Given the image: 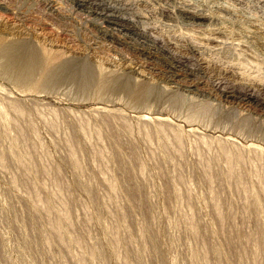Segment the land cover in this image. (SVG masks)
<instances>
[{"label":"rangeland","instance_id":"obj_1","mask_svg":"<svg viewBox=\"0 0 264 264\" xmlns=\"http://www.w3.org/2000/svg\"><path fill=\"white\" fill-rule=\"evenodd\" d=\"M86 1L0 0V264H264V0Z\"/></svg>","mask_w":264,"mask_h":264},{"label":"bare ground","instance_id":"obj_2","mask_svg":"<svg viewBox=\"0 0 264 264\" xmlns=\"http://www.w3.org/2000/svg\"><path fill=\"white\" fill-rule=\"evenodd\" d=\"M83 1H85V0H83ZM128 1V0H127ZM126 0H87L86 2H88L89 4H90V6L93 8V12H94V10L96 11V12H99L100 14H102V17L103 16H105V17H107V18H109V19H117L116 17H118V16H122L123 14H124V16H129V17H131V18H138V17H140V16H138L134 11H135V9H134V11H132V6H129L130 4H128V2H127ZM130 1V0H129ZM84 3V2H83ZM84 6V5H83ZM188 9V8H187ZM3 11V10H2ZM78 11V10H77ZM201 11V10H200ZM39 12V11H38ZM95 12V13H96ZM98 13V14H99ZM142 15V14H141ZM185 16H186V18L187 19H189V20H192V22L193 21H202L203 23L204 22H207V17L205 16V15H203V14H201V13H192V12H186L185 14H184ZM123 17V16H122ZM129 17H128V19H129ZM6 18V17H5ZM121 18V17H120ZM48 19V18H47ZM91 20V19H90ZM112 22V21H111ZM209 22V21H208ZM187 23V22H186ZM197 23V22H196ZM210 23V22H209ZM6 26V25H5ZM62 28V27H61ZM192 28V27H191ZM26 29V28H25ZM115 30V29H114ZM113 30V31H114ZM86 33V32H85ZM118 33V32H117ZM119 35V34H118ZM92 36V35H91ZM206 36H208V35H206ZM211 37V36H210ZM81 38V37H80ZM1 39V38H0ZM123 39V38H122ZM216 39V38H215ZM214 39V40H215ZM1 42V41H0ZM5 42V41H4ZM111 42V41H110ZM120 42V41H119ZM153 43V42H152ZM2 44V42L0 43V45ZM4 44V43H3ZM116 44V43H115ZM119 44H121V43H119ZM142 44V43H141ZM2 46V45H1ZM35 49V48H34ZM120 49V48H119ZM123 49V48H122ZM141 49V48H140ZM167 49V48H166ZM11 50V49H10ZM138 51H140V50H138ZM1 52V51H0ZM28 52V51H27ZM59 52V51H58ZM62 52V51H61ZM142 52V51H141ZM188 52V51H187ZM3 53V52H2ZM8 53H9V51H8ZM145 53V52H144ZM31 54V53H30ZM192 54V53H191ZM47 55V54H46ZM139 55V54H138ZM146 55V54H145ZM188 56V55H187ZM44 57V56H43ZM141 57V56H140ZM6 58V57H5ZM9 58V57H8ZM20 58V57H19ZM56 57L55 56H47L46 57V63H45V65H44V67H45V70L44 71H46L47 72V70L51 67V64L55 61L56 62V59H55ZM60 58V57H59ZM55 59V60H54ZM142 60V59H141ZM28 61V60H27ZM202 61V60H201ZM133 62V61H132ZM145 62V61H144ZM147 62V61H146ZM189 62V61H188ZM183 63V62H182ZM262 63V62H261ZM16 64V63H15ZM98 64V63H97ZM229 64V63H228ZM198 66V65H197ZM255 66H257V65H255ZM240 67V66H239ZM31 68V67H30ZM197 68V67H196ZM250 68H251V66H250ZM65 69V68H64ZM40 70V69H39ZM61 70V69H60ZM41 71V70H40ZM232 71V70H231ZM231 71L229 72V73H231ZM54 72V71H53ZM43 73V72H42ZM41 73V74H42ZM228 73V74H229ZM254 73V72H253ZM37 74V73H36ZM49 74H50V72H49ZM139 74V73H138ZM179 74V73H178ZM176 72H172V75L173 76H177L178 75ZM216 74V73H215ZM232 74V73H231ZM43 75V74H42ZM41 75V76H42ZM44 75H45V73H44ZM43 75V76H44ZM185 75V74H184ZM233 75V74H232ZM253 75V74H252ZM195 76V75H194ZM194 76H192V77H194ZM45 77V76H44ZM198 77V76H197ZM43 78V77H42ZM41 78V79H42ZM176 78V77H175ZM192 79V78H191ZM203 79V78H202ZM176 81V80H175ZM192 81V80H191ZM218 81V80H217ZM222 81V80H221ZM221 81H220V85H221ZM193 82H195L194 80L191 82V83H193ZM135 83V82H134ZM186 83V82H185ZM188 83V82H187ZM194 84V83H193ZM197 84V83H196ZM217 84V83H216ZM260 84V83H259ZM199 85V84H198ZM247 85H248V83H247ZM249 85H250V83H249ZM255 85V84H254ZM253 85V86H254ZM192 86V85H191ZM253 86H251V87H249V86H244V90H242V91H238L237 92V90L235 91V90H233L231 87H223L222 86V88L220 89L221 91V97H222V100L224 101V102H226V103H229V104H234V105H236V106H240V107H250V108H252V109H254L255 110V112L258 114V116L259 117H262L263 119H264V99H262V100H258L257 99V96L259 95V94H257L256 93V91H258V89H256L255 87V89L253 88ZM260 86H262V85H260ZM260 86L259 85H257V87H259L260 88ZM196 87H198V86H196ZM195 87V88H196ZM263 87V86H262ZM189 88V87H188ZM191 88V87H190ZM193 88H194V86H193ZM201 88V87H200ZM241 88V87H240ZM213 89V88H212ZM261 90H262V88H260ZM259 89V90H260ZM195 90V89H194ZM205 90V89H204ZM253 90H254V92H253ZM259 92V91H258ZM263 96V95H262ZM257 99V100H256ZM226 108V107H225ZM253 110V111H254ZM251 111V110H250ZM146 118V117H145ZM161 118H158V120H160ZM163 119V118H162ZM162 119H161V121H162ZM262 120V119H261ZM159 122V121H158ZM161 124H163V123H161ZM264 124V123H263ZM206 127V126H205ZM216 127V126H215ZM221 127V126H220ZM219 128V127H218ZM231 128V127H230ZM224 129V128H223ZM222 129V130H223ZM214 130V129H213ZM225 130V129H224ZM260 131V130H259ZM254 133V132H253ZM176 134V133H175ZM257 134V133H256ZM261 134H263L261 137H260V135H257V136H259V138H255L256 140H247V141H243V140H241V141H243L244 143H245V145H243V146H241V145H237L238 144V142H237V137L236 138H233V137H231V136H225V138H223V137H215L214 138V140L216 139L217 141H218V143H220V146H219V150H218V152H220V155H218V158H219V156L221 157V158H223V159H221V158H219L221 161L223 160L225 163H224V165H226L227 166V171L226 172H228L229 173V176H232V177H234V181H236V184L238 185V184H240V185H242L241 183H238L239 181H241L240 179H243V177H244V175H243V173H241L242 171L244 172V170L242 169V167H241V169H242V171H241V169H240V165H243L242 163H244L243 162V156H245L243 153L245 152L243 149H246L247 151H248V153H249V151H251L252 153H254V152H256V153H258V152H262L261 151V147H264V133L262 132ZM207 135V134H206ZM216 135V134H215ZM226 135V134H225ZM239 135V134H238ZM249 136H251V135H249ZM249 136H247V138L249 137ZM202 137H204V136H202ZM242 137V136H241ZM245 137V136H244ZM209 138V137H208ZM212 138H213V136H212ZM223 138V139H222ZM246 138V139H247ZM252 138V137H251ZM176 139V138H175ZM177 139H179V138H177ZM210 139V138H209ZM245 139V138H244ZM245 139V140H246ZM259 139V140H258ZM180 140V139H179ZM208 140V139H207ZM178 142V141H177ZM176 142V143H177ZM202 142H204V140L202 141ZM217 143V142H216ZM178 144H180V141H179V143ZM177 144V145H178ZM209 144V143H208ZM241 144V143H240ZM219 145V144H218ZM238 146H241V147H238ZM208 148V147H207ZM214 148V147H213ZM261 148V149H260ZM199 150V149H198ZM209 150V149H208ZM215 150V149H214ZM263 150V149H262ZM250 152V153H251ZM264 154V153H263ZM205 155V154H204ZM215 155V154H214ZM250 155V154H249ZM256 155V154H255ZM260 155V154H259ZM257 156V155H256ZM210 158H212V157H210ZM215 158V157H214ZM217 158V159H218ZM247 158V157H246ZM252 158V157H251ZM209 159V158H208ZM256 160V159H255ZM209 161H211V160H209ZM215 162H216V159L214 160ZM218 161V160H217ZM249 161V160H248ZM254 161V160H253ZM207 162V161H206ZM250 162H252V161H250ZM208 163V162H207ZM213 163V162H212ZM211 165V164H210ZM254 165V164H253ZM214 166V165H213ZM219 166V165H218ZM246 166V165H245ZM254 166H256V165H254ZM225 167V166H224ZM251 167V166H250ZM213 168V167H212ZM253 168V170H255V172H256V169L257 168H255L254 169V167H252ZM217 169V168H216ZM212 170V169H211ZM258 170H259V168H258ZM220 171V170H219ZM217 172V171H216ZM225 172V171H224ZM261 172H263V171H261ZM219 173V172H218ZM253 174H254V171H253ZM256 174V177H257V173H255ZM219 175V174H218ZM247 175V174H246ZM261 175H262V173H261ZM252 176V175H251ZM264 176V175H263ZM263 176H260L262 179L264 178ZM242 177V178H241ZM259 177V176H258ZM261 178H260V180H261ZM231 179V178H230ZM213 180V179H212ZM233 180V179H232ZM259 180V179H258ZM238 181V182H237ZM242 182V181H241ZM262 182V184L264 183L263 181H261ZM259 183V182H258ZM235 184V183H234ZM236 184H235V186H236ZM244 184V183H243ZM240 185H238L239 186V188H241L240 187ZM232 186H233V184H232ZM238 186H236V187H238ZM244 186V185H243ZM246 187V186H245ZM260 187V186H259ZM262 187H264V186H262ZM253 188V187H252ZM251 188V189H252ZM235 190L237 189V188H234ZM241 189H243V188H241ZM245 189H250V188H244L243 190H241V191H243L244 192V190ZM254 189V188H253ZM256 189H259V188H255V190ZM261 189H263V188H260L259 190L261 191ZM255 190L253 191V192H255ZM246 191V190H245ZM251 191V190H250ZM260 191H259V193H260ZM237 192V191H236ZM248 193H249V191H247ZM264 192V191H263ZM248 193H246V194H248ZM252 192H250V194H251ZM258 193V191L257 192H255L254 194H253V197H252V194H251V199H249L250 200V202H252V203H258L259 205L261 204V202H263V198H264V196H263V193L261 194H259ZM219 194V193H218ZM219 196V195H218ZM217 196V197H218ZM249 195H247V197H248ZM263 196V197H262ZM246 197V198H247ZM245 199V198H244ZM216 200V199H215ZM218 201V200H217ZM216 201V202H217ZM249 202V201H248ZM251 203V204H252ZM246 204H247V202H246ZM251 204H248V205H251ZM253 204V205H254ZM263 204V203H262ZM219 205V204H218ZM247 205V206H248ZM257 207V206H256ZM257 244V243H256Z\"/></svg>","mask_w":264,"mask_h":264}]
</instances>
